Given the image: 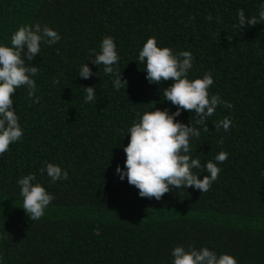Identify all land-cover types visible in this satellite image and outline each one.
<instances>
[{
  "label": "trees",
  "instance_id": "1",
  "mask_svg": "<svg viewBox=\"0 0 264 264\" xmlns=\"http://www.w3.org/2000/svg\"><path fill=\"white\" fill-rule=\"evenodd\" d=\"M264 0H0V42L10 46L21 25L47 24L62 39L34 60L39 103L23 89L14 93L24 138L0 157V260L2 264H171L180 244L229 253L239 264H264V24L240 29L237 11L256 14ZM209 17H212L210 20ZM111 35L119 71L128 81L119 92L105 76L78 78L90 55ZM149 37L195 57L190 78L211 72L219 93L233 107H218L209 131L193 141L202 163L229 153L212 188L141 198L121 181L130 136L127 129L144 111L169 108L162 91L172 81L150 84L144 65L133 61ZM58 80L59 83H53ZM84 86H96L85 104ZM192 115V117H191ZM229 116V132L214 121ZM188 111L178 120L188 123ZM126 136V137H125ZM46 162L70 177L48 187ZM200 171V170H197ZM35 172L55 195L45 216L31 221L21 209L17 180ZM201 178L208 175L200 172Z\"/></svg>",
  "mask_w": 264,
  "mask_h": 264
},
{
  "label": "clouds",
  "instance_id": "2",
  "mask_svg": "<svg viewBox=\"0 0 264 264\" xmlns=\"http://www.w3.org/2000/svg\"><path fill=\"white\" fill-rule=\"evenodd\" d=\"M260 24H264V3L258 6L256 14L246 15L243 8L237 11L234 27L247 29ZM61 39L57 30L37 22L19 26L11 35L10 46L0 42V157L10 150L11 145L24 138L21 117L14 107V93L23 89L31 102H40L36 79L40 76V67L34 64V60L37 54L41 56L44 47H51ZM90 55L93 57L91 63L98 66L99 72H94L85 62L79 67L78 78L88 80L100 76L102 66L104 75L111 77L115 91L119 92L125 85L128 88V81L119 71L121 56L113 36H105L98 50ZM133 61L144 65L143 71L147 73L146 79L150 84L161 86L162 82L172 81L160 91L162 102L170 103L176 110L156 107L155 110L138 114V119L126 130V136H130L127 146L123 147L126 160L123 166L117 165L116 175L121 181L126 179L129 185L138 189L141 198L159 201L166 193L189 188L208 192L222 172L218 165L228 160L229 153L220 151L214 159L202 163L200 158L192 155L193 141L209 131L207 121L217 113L218 107L232 108L233 105L219 93L211 92L215 84L211 72H205L202 77L190 78L195 57L189 50L177 53L170 47L160 46L156 37H149ZM84 91L86 95L83 102L94 103L96 86H84ZM184 111L194 113L195 119L191 115L188 123L178 120ZM232 124L229 116L214 121L215 128H222L226 133ZM201 171H206L208 175L201 178ZM39 173L41 176L46 173L48 187L67 181L70 177L67 169L52 162H46ZM16 183L22 198L20 208L31 221L42 219L55 200V195L38 180L35 172L23 175ZM5 238L6 234H0V239ZM171 257V264H239L234 255L218 253L208 246L198 248L180 244L171 250Z\"/></svg>",
  "mask_w": 264,
  "mask_h": 264
}]
</instances>
